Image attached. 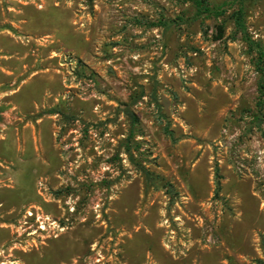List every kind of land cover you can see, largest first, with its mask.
Masks as SVG:
<instances>
[{"label":"rangeland","instance_id":"374dc122","mask_svg":"<svg viewBox=\"0 0 264 264\" xmlns=\"http://www.w3.org/2000/svg\"><path fill=\"white\" fill-rule=\"evenodd\" d=\"M207 1L0 0V264H264V75Z\"/></svg>","mask_w":264,"mask_h":264},{"label":"trees","instance_id":"16d2710c","mask_svg":"<svg viewBox=\"0 0 264 264\" xmlns=\"http://www.w3.org/2000/svg\"><path fill=\"white\" fill-rule=\"evenodd\" d=\"M195 7H196V13L198 15L205 14L207 16L213 15V16H220L225 13V8L221 6H210L207 0H191ZM231 4H236L237 8H235L232 13L231 17L233 19V25L236 32H239L242 36V38L246 41L248 50L249 51H255L257 54V60H256V68L261 73V76L264 75V48L262 47L261 43L259 41H256L252 39L247 31V27L245 24V10L244 6L242 4L243 0H229ZM261 88H263V85L261 84ZM48 112H59L56 108H51L48 110ZM125 112L127 115H129L132 118V123L136 121V116L132 111H129V109L126 107ZM132 130V127H131ZM130 137L128 136L127 141H129ZM124 148L126 152L129 154V146L124 144Z\"/></svg>","mask_w":264,"mask_h":264},{"label":"crops","instance_id":"0c3cea01","mask_svg":"<svg viewBox=\"0 0 264 264\" xmlns=\"http://www.w3.org/2000/svg\"><path fill=\"white\" fill-rule=\"evenodd\" d=\"M29 81V80H28ZM28 81H26V82H28ZM20 89H21V87L20 88H18L16 91H14V96H15V100H17L18 102H17V104L16 105H18V106H20V107H23L24 105H27L26 104V100L24 99V98H22V97H20L19 96V91H20ZM31 97H33V96H31ZM30 97V98H31ZM29 101V100H28ZM49 115H52V114H57L58 112H53V113H50V112H48V111H46ZM44 119H43V117H41V116H35V121L36 122H38V123H40V122H42ZM43 125H41L40 126V130L42 131V133H43Z\"/></svg>","mask_w":264,"mask_h":264},{"label":"built area","instance_id":"2783aa9c","mask_svg":"<svg viewBox=\"0 0 264 264\" xmlns=\"http://www.w3.org/2000/svg\"><path fill=\"white\" fill-rule=\"evenodd\" d=\"M35 218H36V222H37L36 226L39 230L46 231L49 228V227L47 228V225H48L47 223H49V222H47L49 219V216H43V215H40L37 213ZM51 224H53V223H50L49 225H51Z\"/></svg>","mask_w":264,"mask_h":264}]
</instances>
